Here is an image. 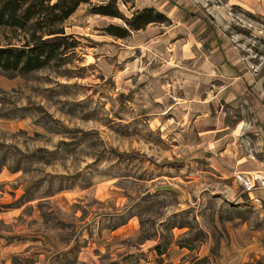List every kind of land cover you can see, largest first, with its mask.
I'll use <instances>...</instances> for the list:
<instances>
[{
	"label": "rangeland",
	"instance_id": "1",
	"mask_svg": "<svg viewBox=\"0 0 264 264\" xmlns=\"http://www.w3.org/2000/svg\"><path fill=\"white\" fill-rule=\"evenodd\" d=\"M103 3L66 19L81 34L60 64L0 70V121L11 123L0 128L7 264H264V200L196 156L199 139L155 120L183 94L171 69L184 67L176 53L186 41L223 44L244 63L246 95L264 99V0H154L179 9L172 42L181 46L146 55L104 33L124 22L89 12ZM117 5L126 17L136 9ZM22 37L0 29V44Z\"/></svg>",
	"mask_w": 264,
	"mask_h": 264
},
{
	"label": "crops",
	"instance_id": "2",
	"mask_svg": "<svg viewBox=\"0 0 264 264\" xmlns=\"http://www.w3.org/2000/svg\"><path fill=\"white\" fill-rule=\"evenodd\" d=\"M149 6L157 7L171 18L173 23L165 29L148 24L145 28L136 30V36L133 32L123 41L127 43L129 40L134 41L132 44L134 49L145 55L158 51V47L160 50V46L164 47L168 43L170 47L179 46V39L175 43L172 42L177 26L174 22L179 23L174 15L179 9L176 7H170L169 10L159 9L154 0H135L136 9ZM78 8L69 16L68 22L77 13ZM65 29L68 34H81L73 31L71 27ZM199 45L196 47L186 41L183 44L184 49L176 53L183 59L184 67L178 65L179 67L171 70L176 69L178 72L172 74L176 76L183 94L180 97H171L168 104L162 105L163 109L159 111L155 120L168 119L169 123L164 125H170L173 132L176 131L180 136L186 133L185 136L199 139L197 142L199 147L193 148L196 156H204L207 165L213 171H217L222 180L234 176H237V179L238 177L248 179L255 175L264 181V99L258 93L252 97L246 95L244 83L248 73L240 59L232 60L231 50L228 52L224 50L223 44L212 49L206 48L202 43ZM126 47L127 45L124 53L131 55L132 49H127L126 52ZM140 73L146 74L143 71ZM228 109H236L237 113L228 117ZM7 124L11 125L8 121H0V128ZM167 132L160 130L162 135H167ZM255 185L258 186L246 189L247 194L253 202L261 203L264 200V188H261L258 182ZM10 246L0 244V264H7L10 261L11 254L8 253Z\"/></svg>",
	"mask_w": 264,
	"mask_h": 264
},
{
	"label": "trees",
	"instance_id": "3",
	"mask_svg": "<svg viewBox=\"0 0 264 264\" xmlns=\"http://www.w3.org/2000/svg\"><path fill=\"white\" fill-rule=\"evenodd\" d=\"M90 0H0V29L23 32L19 45L8 42L0 44V70L3 72L29 73L58 65L69 52L72 53L79 41L73 34L65 32L66 19L82 3ZM105 3L89 8L91 14L120 18L123 25L108 24L105 34L126 38L131 31L145 28L148 24H171V19L155 7L134 9L126 17L118 8L121 1L129 8L134 0H103ZM159 251V247L156 246Z\"/></svg>",
	"mask_w": 264,
	"mask_h": 264
},
{
	"label": "built area",
	"instance_id": "4",
	"mask_svg": "<svg viewBox=\"0 0 264 264\" xmlns=\"http://www.w3.org/2000/svg\"><path fill=\"white\" fill-rule=\"evenodd\" d=\"M243 183L245 186H247V188L251 189V188H256L257 186L255 185L256 182L259 183V186H264V181H261L259 177L253 175L250 176L248 179H243Z\"/></svg>",
	"mask_w": 264,
	"mask_h": 264
}]
</instances>
